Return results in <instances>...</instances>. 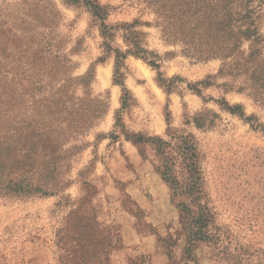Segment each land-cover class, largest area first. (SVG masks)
I'll return each instance as SVG.
<instances>
[{"label": "rangeland", "instance_id": "obj_1", "mask_svg": "<svg viewBox=\"0 0 264 264\" xmlns=\"http://www.w3.org/2000/svg\"><path fill=\"white\" fill-rule=\"evenodd\" d=\"M156 11L145 0H0V126L13 138L12 176L48 192L0 194V264H152L144 237L163 264H264V106L243 78L219 74L220 59L195 61L172 44ZM136 21L160 68L131 54L117 83L115 50L134 48L122 26ZM258 23L264 36V2ZM87 74L86 86L74 80ZM126 134L194 136L210 230L222 242L187 251L153 147Z\"/></svg>", "mask_w": 264, "mask_h": 264}, {"label": "trees", "instance_id": "obj_2", "mask_svg": "<svg viewBox=\"0 0 264 264\" xmlns=\"http://www.w3.org/2000/svg\"><path fill=\"white\" fill-rule=\"evenodd\" d=\"M74 1V0H72ZM153 4L160 19L164 35L174 45H182L183 52L195 61L220 59L219 72L222 76L243 78V83L251 92L254 100L264 106V36L259 31L261 4L264 0H145ZM94 15L102 18L101 8L94 6ZM139 22L122 26L128 32L125 41L134 48L123 53L116 49V82L121 83V69L131 54L148 60L159 69L160 65L152 58L158 56L144 51L141 46L140 32L134 31ZM113 29V28H111ZM132 36V38H131ZM106 48L111 50L108 42ZM246 45H248L246 47ZM151 56L152 58H146ZM161 75V74H160ZM93 78L92 74L74 80L86 86ZM204 82L192 88L198 94V86H211ZM125 99L122 110L129 105L128 90L122 84ZM63 87V91H64ZM223 104L232 113L245 118L240 106ZM247 121L251 118L246 117ZM121 117L118 123H121ZM118 124V125H119ZM132 135L126 134L127 138ZM135 143H148L153 147L157 161V170L169 186L173 200L177 201L180 211V225L188 239L187 251L197 242L218 244L222 242L220 234H213L210 226L213 216L204 202L199 156L194 136L191 134H170L168 138L134 135ZM13 138L8 130L0 126V194H29L33 191L46 195L41 186L33 188L26 178L17 180L12 169L17 163L14 156Z\"/></svg>", "mask_w": 264, "mask_h": 264}, {"label": "crops", "instance_id": "obj_3", "mask_svg": "<svg viewBox=\"0 0 264 264\" xmlns=\"http://www.w3.org/2000/svg\"><path fill=\"white\" fill-rule=\"evenodd\" d=\"M144 252L153 254L152 264H163V256L157 252L156 243L153 241L148 242L147 238L144 237ZM162 260V262H161Z\"/></svg>", "mask_w": 264, "mask_h": 264}]
</instances>
